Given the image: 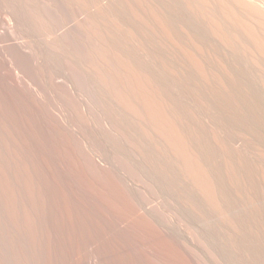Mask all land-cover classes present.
Instances as JSON below:
<instances>
[{
	"label": "rangeland",
	"instance_id": "rangeland-1",
	"mask_svg": "<svg viewBox=\"0 0 264 264\" xmlns=\"http://www.w3.org/2000/svg\"><path fill=\"white\" fill-rule=\"evenodd\" d=\"M86 1L88 4H90V6H89L90 8H88V4H86V2L83 0H82V2L84 4H86V6L81 1L80 2L82 4V6H81V4L79 6L78 5V3H80L79 0H0V115H1L0 116V143H1L0 145H2V147L0 146V150H2V151H0V155H1L0 159L3 158L2 161L5 162L4 164H6V159L8 161V157L11 155L10 153H13L12 151H14L13 148H15V146H16V148L18 147V152H20L19 151V149H20L25 154L24 150H26V149H24V148H26V146L25 145H24L25 147L23 146L24 142H22V140H25V141L28 140L29 141L31 139L30 137H28L29 139H27V138L24 139V137L29 136V134L26 135V133L30 132L27 130H30L32 127H33L32 129L36 128L35 132L37 129L40 130V131L39 130L37 131V137L39 139L41 136H42L41 138L43 140V138L45 139L48 135H51V136L54 135V136H52L53 139L51 136L47 137V139H45L44 141H42L40 139V141L43 142L45 145L48 142H50V146H51V144H54V143L57 144V142L55 141L56 135L53 133L55 132L58 134V132L61 129H66L67 132L65 130H63V131L61 130L59 133H63L65 131L63 134H65L66 137L67 136L68 137L73 136V138H74V139L70 138L72 140V142H71V140L69 141L70 143L68 141L66 142L65 146H66V148L67 147L69 148L67 150V152H69V154H70L71 153L70 151L73 148L75 151H73V150L72 151L77 152L76 156H78L79 155L78 152H80V149H81V153H80L79 157H81L82 154L84 155V156H82V159L84 160L82 162L85 165V163H88L87 162L88 158L84 159V157L88 155V152L91 153V151L92 152L94 151L90 148H92L94 143L97 142V141H95V139L93 140V138L90 136L92 133H94V135H97L96 136L97 138L100 136L98 138L99 140L101 138L104 143L106 142L105 143L106 147L103 146L101 148V153L107 159H109L108 160L109 162L110 161H114V162L116 161L115 163L110 162L111 163V169L110 170H112V169L113 170L112 171L109 170V173L107 172V174L105 172V176L107 177L112 172L113 173L115 172L114 173L115 177L111 176V175H113V173L110 175V177L114 178L111 180H113V181L115 180L116 185L119 184L120 186L119 185L115 186V183L112 182L111 180H109L110 179L109 176H108L109 179L106 178L107 182H108V180L111 181V183L108 182L109 183L108 186L112 187L113 185H111V184L113 183L115 188H117V189L114 188V190H115L114 193H116V194L117 193L120 194L121 191L125 190V191H123V193H121V195L124 194L123 196H121V198L126 196V194L130 193L128 195V197L126 196V197H124L125 199L124 198L121 199L124 201L128 198L126 201H129V206L131 205L130 206L131 208H128L129 207L128 203L127 204L124 203V204H126L125 205L126 208L129 209V211H128V209H126L127 210L126 211V210H123L124 207H123L122 203H121V206L123 208L119 207V202H122V201L118 202L116 199V203L118 202V205H117L116 203H114V199L112 200V202L110 200H106V202H104L105 199L103 197V199H104V200L102 199L103 202L101 201L99 203V200L102 198V196L99 195L98 193L96 194L97 191L95 192V189L92 191H89V193L94 192L96 195L101 197L99 200H96V202L99 203L98 206L101 205L99 207V210L101 212L105 213V209H106V211L109 210V209H107V207L103 208L102 206L103 205L104 206L110 205V204H108V202L109 203L111 202L112 206L110 205V207H108V208H113L114 204H116L115 206L117 207V210L122 209L121 212H117V210H116V214L118 215L117 217L119 219H122V220H127L129 223H132V222L134 223L135 222L134 220H136V218L139 214H143V216L146 215L145 217L146 218L148 217L149 220H151V222H153V225H155L154 227L157 226L156 228L158 229V231L160 233V238L162 236V233H164L165 237L168 235L166 238L169 240L170 243L172 242L171 243V244H173L172 246H175L174 244L177 243L176 244L177 246H175V249L173 247V249L175 251H177V250L180 251V253L177 251L178 252L177 255H178V257H180L179 254H181L180 259L184 258V259H182L184 261V264H190V263L195 264L197 261L198 262L196 264H198V263L199 264H218L219 262H217V257L215 258L216 252H219L222 256H224L228 262L230 261L229 262L230 264H256V263L257 264H263V262L259 258V257H262L261 253L256 254L251 249V247L257 243L258 238L255 237L256 238V240H255V238H253L249 234L250 231L248 230V228H245L246 227L245 224L241 225L239 223L240 225L239 224H237L236 226L232 225L229 222H227L225 220V218L222 215H220L217 211L211 209L201 199L202 198L201 194L194 189V187L190 183L189 179L185 176V174L184 175L182 174L183 176L179 175L181 173L178 172L179 170H177L178 168L176 165H173V169H170L168 166L164 165V162L171 161V157H169V155L167 153L160 152L156 148V146L151 141L148 140V138H145V139L143 137L139 138V141H140L139 143L151 153V155L153 156V160L155 161V163L153 161L154 165L147 164L144 162L140 153L130 143V141H129L130 139H128V138H129V136L131 138H133L131 135H129V136L126 135V137H125V134L127 132L126 133L124 131L116 132V130H114L110 125H108V124L105 125L106 122L104 120L105 118L103 117V113H102L103 107L105 105H107L109 102H110L109 104L114 105L113 107L119 108L118 105H120L121 111H124L125 107H124V105H122L118 96H115L114 92L109 94L108 91H109L110 86L105 85V82L100 78V75L98 78V76H96L97 74H92L93 71L92 72L89 71L88 67H86L88 62L85 61L86 59H89V56H88V58L86 56L87 51H88L87 54L88 55L91 54V56L93 57L94 53L92 52V50L94 48L96 50L98 48L99 44L102 45V41H103V45H105L104 47L107 46V48L108 47L110 48V45H108L107 42L105 40H103L105 37L104 38L101 37L102 38L101 41L100 40L96 41L98 38H100L99 35H101V34L98 35L97 33H94V32L92 34L89 33V31H94L95 27L97 26V25H94V27H93L92 24L97 23L99 25L101 23L100 24L101 29L99 28V30L102 31L105 29V27L107 28L106 29L107 31L104 30L105 36L107 37V39L109 36L113 35L114 38L116 37L121 41L122 45L125 47V49L127 51H129L131 53L133 52V54L135 53L137 55L138 63L141 64L144 69L146 68L145 70H147L149 72L152 71L151 75L153 76V78H155V81H157L156 83H158L162 88H166L165 91L166 92L168 91L167 94H170L169 97L172 98V100L174 101L173 103H177V104L181 105L180 108H179V105L177 106L179 108L180 112H182L184 114L183 115L181 113V115L188 117L187 121L190 122L189 125L191 123L193 125V126L191 125L190 127L195 126V129H197V130H195V129L191 130V132L195 131L192 134L195 135L198 132H200V133L203 132L202 135L205 137L204 139H205L206 147H207V149L209 147L208 150H211L210 149V146H211V148H212V150H214V152L216 149L217 155H215V156L217 157V160H219L220 162L222 161L221 163L226 165V163L229 159V157L226 158L228 156V154L223 152L222 148L221 149L219 148L220 143L223 141L224 144L233 153L232 155L234 157L237 155L238 160L239 159L242 160L241 162L243 164V167H245V168H243L244 172H246L245 170L249 169L250 166L253 167V169H252L253 171L249 170V172L252 171L251 173H249L247 171L248 173H246V175L244 177H246V180L252 181L254 179L255 182H257V183H255L254 181H252V183L254 182L252 185V191L255 190L254 194L257 195L255 200L258 201V202L257 201L256 202L258 203L259 206H257L256 202H255L256 204H254V205L257 206L258 210L259 209L262 210L261 208L264 207L263 206V204H264V190H262L264 188V185H262V184H264V182L263 183L261 182V181H264L263 180L264 177H262V176H264V61H263L264 56L261 55V53H260L261 50L258 49L259 47L257 48V46H255V44H256L255 42H254L255 43L254 46L256 47V49H258L260 51L256 50V52H255V50H253L255 48L251 42L253 37L251 38L247 34H244V31L243 32L240 31V32H242L243 35L240 32H238V34L240 33L239 35L236 32L232 33V31H234L233 29H235L236 31H239L240 29H242V27L239 25L241 27L240 28L237 25L239 28V30H238V28L235 27L236 25L233 26L231 24L232 21L230 20V18H229V20H228V18L226 19L227 16L226 15L224 16V14H223L225 12V10H223L219 6V4H217L219 2H216L218 0H215V2H214V0H212L214 4L209 3V5H213L212 7H214L215 9H213V8L211 9V6L208 5V8H210L211 11L206 12V13L212 15V17H214V16L215 17L218 16L219 18L221 17L220 20L224 21V23H223V21H221V23L224 25V27H227V29H223V31H225L226 33H229L226 30L231 29L233 26V28L230 30L231 32L228 34L229 37L233 36L236 38L237 37L236 34L238 36H241V37H239L240 39L245 37L243 39L244 40L243 42L246 41V44H248V46L250 43V46L248 47L249 49L248 48L245 49V47H247V45H245V44H244V46H242L243 44L240 45L239 43L242 42V40L240 41V39H239V41H240L239 42V41H237L238 38H236V39L232 38L233 41L231 39L232 42L236 41V43H237V44L236 43L233 44V46H232L233 49H232V47L230 46L231 43L227 44V42H231V41H230V38L228 41V39L226 38V36H228V35L225 36V34H226L225 32L222 33L223 31L222 32L219 31L223 34V38H221L220 35H217V34H221V33H219V32L217 34H216V32L214 33V31L217 30V28L212 29V28H214L215 22H213V21H215V20H213V19H212V21L208 20V19H211L212 17L208 16L204 11H205V9H206V11H208L209 9L207 10V8L204 5H202L203 2L200 3V5L196 4V3H198L197 1H199V0H197V1L192 0L195 3L196 7L193 6L194 3L191 0H188V1L185 0V3H184V0H176V1L175 0H169V2H171V3H168V0H167V2L162 1V0H157V1L156 0H147V1L143 0L144 2H142V0L141 1L135 0V3L137 1H139L136 4H134V0H131V1L130 0H86ZM115 1H118V2L115 3ZM261 1L259 0L260 3H261ZM129 2H130V4L132 3L131 4L133 6L132 8L130 7V4H129V6H126V5H128ZM140 2H142V3H140ZM148 2H149V4L151 2L150 6H149ZM186 2H188V4ZM117 3H119V4H117ZM152 3H154V4H152ZM181 3H182V5H180ZM183 3L185 5L190 4V6H185V5H183ZM215 3L218 5L217 7H216ZM111 4H112V6H111ZM124 4H125V6H124ZM144 4H146L147 8L145 7ZM158 4H159V6H158ZM171 4L174 7L177 6L176 8L179 9L178 14H176L177 16L175 14H174L175 16L173 15L174 17L171 15L172 14L171 11L173 9H175V10H173V12H175V13L177 12V9L174 8L173 6H171ZM191 4H193V5H191ZM232 4H233V2H232ZM261 4L264 5L263 2ZM135 5H137V6H135ZM142 5H144V6H142ZM201 5L203 6V9L205 7V9L202 11H203L204 16L206 14V18L201 16L202 15V11H201L202 7H200ZM116 6H118V7H116ZM141 6L144 8V10L146 12L143 10L141 13V10L143 9ZM162 6H164V7H162ZM167 6L169 7V9ZM180 6H183L184 8L180 7ZM81 7H83V8H81ZM125 7H126V10H128L127 12L124 9ZM127 7H129V9ZM156 7L158 9H160V8L162 9V10L160 9V11H159V16H161L160 13L162 12L161 14L164 16V18L162 16L161 17L163 19H165L167 17L166 14H168V17L170 15L172 16V17H169V20H170L169 22H173V24H174L173 27L177 24V27L176 26L175 27H176V30H178V31H176L174 28L173 29V30H175L174 32H177V33L173 32L172 34L178 35L180 32L182 33L181 35L179 34L177 37H175V38H177V40L174 37H172V35H171L172 39H169V38H171L170 35H169V38L166 37L167 36L166 34H168V33L165 34L164 33L165 30L162 29V26H160L159 16H158L159 21L154 19L156 17L155 15L158 14L157 13L158 9ZM189 7L192 9L194 8V9L193 10L189 9L190 11H188ZM219 7L223 10V13L221 12L222 10ZM134 8L137 9V10L135 9L136 12L134 11ZM216 8H219V9H216ZM130 9H132V10L130 11ZM147 9H150V10H147ZM151 9H152V11H151ZM196 9L198 10V12ZM138 10H140V11H138ZM165 10L166 11L168 10V11L165 12ZM214 10L217 11L216 13H219V14H216L217 16L215 15ZM149 11L152 12V14L149 13ZM153 11H155V12H153ZM179 11H181L180 14H183L185 12L184 13L185 16L181 15L182 17H184L183 18L184 20H182V17L180 16ZM182 11H184V12H182ZM212 11L214 12V15L211 14V13H213ZM114 12H116V14ZM129 12L132 14L130 15ZM133 12L137 13L138 15L136 16V14H134ZM188 12H191V13H188ZM194 12H196V14L199 12L200 13L197 14L198 15L197 16ZM220 12L222 13V16L220 15ZM123 13H124V15H123ZM125 13H127V14H125ZM140 13L142 15H144V14L146 15L148 13L147 15H149V17L148 16H142L143 18L141 19ZM119 14L121 16H119ZM190 14H192V15H190ZM152 15H153V17L150 20L149 18H151L150 16H152ZM244 15H246V14L244 13L243 16ZM196 16H197V18H196ZM207 16L210 18L207 19ZM144 17H145V19H144ZM168 17L166 18L167 20H168ZM185 18L188 20H185ZM175 19H176V21H175ZM214 19H216V18H214ZM94 20L96 21V23ZM99 20H100V22H99ZM179 20H181V22ZM116 21L117 22L120 21L119 23H121L120 24L121 27H120V25H117L118 23ZM124 21H125V24H124ZM139 21L140 22L143 21V22L140 24ZM151 21H153L154 23ZM187 21L189 22V24H187L188 23ZM207 21L213 22V24H212L213 27L211 25V22L208 23ZM113 22H116V23L114 24ZM137 22H139V23H137ZM158 22H159V24H158ZM174 22H177V23L175 24ZM182 22H184V24H181ZM106 23H107V25H106ZM143 23H146V25L148 23V25L145 26V24H143ZM185 23H186V25H185ZM79 24L82 26H79ZM108 24H110L109 27H108ZM180 24H181V26H180ZM208 24H210V25L208 26ZM103 25H104V27H103ZM230 25H231V27H230ZM122 26H123V28H122ZM128 26H130L132 29H130V27H128ZM136 26L137 27L139 26L138 29ZM178 26H179V28H178ZM258 26L259 25H257L256 29H259V31H260L261 29ZM87 27H89V28H87ZM91 27H92V29L93 28L94 29L90 30ZM102 27H103V29H102ZM126 27H128V28H126ZM210 27H212V28H210ZM216 27H217V24H216ZM84 28H87L88 31ZM145 28L147 30V31H145L146 33L144 32ZM129 29L134 31L135 35L137 36L136 38L133 37L131 35V33H129V31H130ZM150 29H152L153 31ZM243 29H245V28H243ZM76 30H77V34L74 33ZM139 30H140V32H138ZM86 31L88 34L86 33ZM101 31H99V32H101ZM151 31L153 32L154 35L151 34L152 33ZM211 31H213V32L211 33ZM259 31H258V33H259L260 37H264L263 36L264 34L261 35V33H260L261 31L260 32ZM82 32L83 33L85 32L84 33L85 37L78 36L79 39L76 40V37H77L76 35H78V33H79V35H83ZM106 32L108 35L106 34ZM148 32L149 33L151 32V33L149 34ZM49 33H51L50 36H49ZM71 33L73 34V36L71 35ZM101 33L103 34L104 32L102 31ZM163 33L166 36H164ZM246 33H247V31H246ZM93 34H94V37H93ZM95 34H97L96 36H99L97 39H96ZM195 34H197V35H195ZM203 34L205 35V37ZM231 34H233V35H231ZM70 35L72 38L74 36H76L75 38H73L74 41H73V39H71ZM103 35H101V36H103ZM160 35H162V37ZM249 35H251V34H249ZM151 36H152V38H151ZM247 36L249 37V39L247 38ZM61 37H62V39H61ZM91 37H92V39H95V41H96L95 43L93 42L94 40L91 41V43H90L89 38H91ZM178 37H180V38H178ZM195 37L196 38L198 37L197 38L198 40ZM200 37H201V39L204 37L203 39H205V40H201ZM68 38H70V39H68ZM83 38L85 41L86 40H88V41L84 42ZM165 38H167V40H165ZM220 38L221 39L225 38L227 40V42L221 40ZM55 39L58 43H62L65 46V49H64V47H63V49H62V47H58V49H57V46L54 45ZM152 39H153V41H152ZM182 39H185V41ZM75 40L79 41V46H82V47L86 46L87 50L85 49V47H84L85 50H83L81 47H78L77 44H75V42H76ZM180 40H182L183 45L181 44ZM70 41H72V43H74V45H71ZM81 41H83L84 44ZM172 41L175 43H173ZM252 41H255V40H252ZM177 42L178 43L180 42V43L178 44ZM184 42H186V43H184ZM76 43H78V42H76ZM80 43H82L83 45ZM168 43H169V45H168ZM187 43H188V45L190 43L189 47H188V45H186ZM197 43L199 45H197ZM223 43H225L226 45ZM66 44H68V45L70 44L74 48L69 50L71 47H70V45L67 46ZM94 44L96 45L95 47H94ZM180 44H181V47H180ZM103 45H102V47H103ZM191 45H194L196 47L191 46ZM202 45L203 46L205 45V46L203 47ZM206 45H207L208 49H207ZM236 45H238V46H236ZM91 46L94 48L90 50ZM177 46L180 47V48H178L179 50L177 49ZM185 46H186V48H185ZM198 46H200V48ZM75 47H77L78 50L75 49ZM99 47H100L99 49H101V50H99V49L96 50V52H95L96 55L100 53L99 51H102V47L101 46H99ZM193 47L195 49H193ZM234 47H235V49H234ZM251 47H253V49H251ZM183 48L185 51L183 50ZM198 48H199V50H198ZM67 49L69 51H67ZM73 49L79 51L78 53H79V55H81V57L78 55V53H77V55L79 57L76 55V53L71 52V51H73ZM143 49H145L147 52ZM201 49H203L205 51L207 50L206 51L207 53L203 52ZM250 49H251V51H248ZM60 50H62V51H60ZM181 50L183 52H185L186 55L184 53H182ZM194 50H196L195 51L196 56L193 55ZM63 51L65 52L64 53L65 55L63 54ZM200 51H202V55H201ZM210 51H212V52H210ZM70 52L72 53L71 58L69 57ZM89 52H90V54H89ZM145 52L148 54H146ZM196 52H200V53H196ZM250 52H252V53L249 54ZM187 53H189V54H187ZM253 53L254 54L256 53L255 54L256 56H253ZM173 54H175V55L173 56ZM206 54H207V58L205 57ZM183 55H185V56H183ZM76 56H77V58H76ZM176 56L178 59L175 58ZM189 56H192V57L194 56V59H196V60H194L192 57L189 58ZM202 56H204V57H202ZM221 56H223V57H221ZM260 56H262V58ZM208 57H209V59H208ZM252 57H255V58L250 59ZM79 58H83V60L85 59L84 60L85 62L82 59H80V60H82V61H80ZM96 58H98V57H96ZM205 58L207 59L206 61H208V62L204 61ZM222 58H223V60H222ZM72 59H73V61H72ZM75 59L77 62L74 61ZM210 59H211V61H209ZM254 59H256L255 62H257V64H255V62H252V60L254 61ZM70 60L72 61V64H71ZM189 60L190 61L192 60V61L190 62ZM199 60L201 61V64L203 66L199 65L200 64L198 62ZM226 60H228L227 63L225 62ZM196 61L198 62V64ZM79 62L80 63L82 62V64L78 65L77 63H79ZM210 62H212V63L214 62V63L211 64ZM74 63H76L77 65L75 64V66H74ZM85 63H86V65H85ZM227 64H229V65L227 66ZM19 65H21V66H19ZM194 65H196V66H194ZM24 66H26L25 67L26 70L23 68ZM221 66H223V67H221ZM207 67H208V69H207ZM227 67H229V68H227ZM19 68H21L22 70L24 69L25 73H23L22 70H20ZM28 68L31 71H27V70H29ZM203 68L205 71L202 70ZM231 68H232V70H231ZM174 69H175V72L173 71ZM209 69L212 71H209ZM191 70H193V71H191ZM28 72H30V73H28ZM189 72H192V73L189 74ZM213 72H215L216 74ZM218 72H220V73H218ZM174 73H176V75ZM199 73H202V74H199ZM225 73H227V74H225ZM30 74H31V77H30ZM188 74L189 75L193 74V75L190 77V76H188ZM198 74H199V76H198ZM26 75H29L28 76L29 78ZM195 75H197V76L195 77ZM95 76L98 79H96ZM219 76L222 80L220 78H218ZM5 77L10 82L14 83L15 85L10 86L7 83V79H5ZM32 77H33V79H32ZM233 78H234V80H233ZM30 79H32L33 81ZM201 79H203V80H201ZM101 80L103 81L104 86H103V84L101 85V83H102ZM192 80H195V81L193 82ZM220 80L222 82L219 83ZM98 81H101V82L98 83ZM197 81L199 83H197ZM233 82H235V83H233ZM8 85H9V87H8ZM232 85H234V86H232ZM107 86H108V88L106 91L105 90L106 88H104V87H107ZM228 86L229 87L231 86L230 87L231 89ZM14 88H15V90H14ZM193 89H194V91H193ZM222 90H224V91H222ZM220 91L222 92V96H221ZM100 92H102L103 95H102V93L100 94ZM110 92H112V89ZM214 93H216V97H215ZM226 93H227V96H226ZM233 94H235V96ZM111 96H112V98H111ZM114 96H115V98H114ZM217 96H218V98H217ZM231 97H232V99H231ZM21 98H23V99H21ZM35 98H37L38 101H36L37 99H35ZM107 98H110L109 100L113 99L112 102L108 101ZM116 98H118V99H116ZM223 98H225L226 101ZM227 98H229L230 100ZM218 99L221 100L220 101L221 103L219 102ZM235 99H236L237 103L235 102ZM237 99H239L240 101ZM114 101H115V103H113ZM228 101H230V102H228ZM222 102H224V103H222ZM219 103L221 105H219ZM38 104H39V107H38ZM72 104L73 105L76 104V106H78V108H79V112L81 111L80 114L78 113V115H77L79 118L78 117L73 118L72 116H70L72 114L69 113V112H71V110L69 109L70 110L69 111L68 108ZM177 104H174V105H177ZM241 106L243 107V109L245 108V110H243ZM64 107L66 108L67 112L69 111L68 112L69 116H68ZM238 108H239V110H238ZM120 109H119V111H120ZM189 109L191 111H189ZM236 110H238L239 113ZM245 112H246V114H245ZM81 113H83V116ZM122 113L124 116L122 115ZM189 113L192 115H190ZM247 113L248 114L250 113V114L248 115ZM120 114H121V116H123L124 122H125L126 118L128 120H131L133 118L131 116V114H129V113L126 114V112H121ZM187 114H189V116ZM35 115L40 116V117L37 116L39 119ZM80 115H81V117H80ZM84 116H86V117H84ZM247 118H249V119H247ZM239 119H240V121H239ZM246 120H248V121L246 122ZM32 121H33V123H29ZM75 122H77V123H75ZM126 122L128 123L127 120H126ZM248 122H249V124H247ZM45 124L48 126H46ZM129 124L130 123L126 124V126L128 127ZM251 124H253V125H251ZM24 125H26V126H24ZM35 126H37V127H35ZM40 126L41 127L43 126V127L41 128ZM44 127H46V128H44ZM57 127H59V128L57 129ZM26 128H27V130H26ZM24 129L26 132L24 131ZM44 130H45L44 134H48L47 136L43 134ZM55 130H57V131H55ZM129 130L131 131L132 128ZM32 131H34V130H32ZM51 131L52 132L54 131V132L52 133ZM21 132H22V134L20 135ZM24 132H25V134H24ZM122 132L124 133V135ZM132 132L135 133L134 130ZM9 133L11 134V138L13 136L12 134L15 135L13 137L15 139L12 138L11 141L16 140L17 143H20L18 145L20 146L22 144V146H20V147L17 146L16 145L17 143L15 141L13 142L14 146H12L13 143L11 145V143L9 141L10 140ZM49 133H51V134H49ZM66 133H68V134H66ZM87 133H88V135H87ZM119 133H122V134H119ZM63 134L62 135L58 134L57 137L61 136V137H59L60 139H62L63 137H64V139H67V138H65V136ZM84 134L86 136H84ZM22 135L24 137H22ZM74 136L76 137V139ZM5 137H7V138H5ZM90 138H91V140H90ZM216 138H218L217 142L219 144L216 142ZM17 139H18V141H17ZM56 139H57L58 144H59L60 139L59 140H58V138H56ZM64 139L61 140L63 142L61 143L62 147L61 148L59 147V150H58V147H56L57 149L55 148V146H56L55 144H54L55 146L53 145L54 146L53 151H52V147H50L51 149L47 147V146H49V144H47L46 147L48 148L49 152L54 153V151L56 149V151H55V153H56L58 150V153H60V155L57 153L56 154L60 158H62L61 155H63V158H65V160L67 161L69 155H67L68 153H65L66 149L63 148V146H64L63 143H65V141H66V140L64 141ZM83 139H84V141H83ZM67 140H69V138ZM74 140H76V141H74ZM78 140H79V143H81V142L83 143L84 147L86 148V150H88V152L85 150L83 145H81L82 143L80 144L81 145L80 149L78 148V146H80L78 143L76 146V142H78ZM2 141H3V144L5 143L7 145L6 146H5V144L3 145ZM51 142H53V143H51ZM67 143H69V145L74 143L73 144L74 147L72 145H71L72 147H70L69 145H67ZM89 143H90V146H89ZM30 144L31 145L28 144L29 147L30 146L33 147L31 142H30ZM99 145L100 144H98L97 146H99ZM58 146H60V144ZM97 146L95 145L93 147L98 148ZM5 147H7L8 149L10 148V149L8 150ZM213 147H216V148L213 149ZM3 148L5 149V152H4ZM11 148H12V151H11ZM82 148H84L83 151H82ZM61 149H63V151L66 155L63 153V151ZM8 151H10L9 154L6 153ZM15 151H17V150H15ZM59 151H62V152H59ZM84 152L86 153V155L84 154ZM5 153L9 156H7ZM16 153L14 152V154L11 156L14 157V155H16L15 157L17 159L18 158L19 159H22V158L25 159L24 158L25 155L22 152H21L22 154L17 153V154H21L22 158H20V156L17 155ZM234 153L236 155H234ZM66 156H67V159H66ZM5 157H7V158L5 159ZM10 157H9V160L11 161V163H9L10 161H8L7 164H12V163L14 164V161H12V159L15 160L16 158L11 157L12 158L11 159ZM119 157H126L127 158L126 160H128L136 168V170H137L136 173L130 172L128 170L126 164L124 163V161L119 160ZM242 158L244 159L245 162H243ZM19 159L17 161H15L16 164L18 162H20ZM77 159H78V160H76V161H78L77 166L79 167L81 165L80 162L82 159L80 158L81 159L80 160L78 157H77ZM226 159H227V161H226ZM215 160H216V158L214 157V161ZM76 161L74 163H76ZM225 161H226V163H224ZM83 163H82V165H83ZM89 163H88L89 165L86 164L84 167L86 168L87 166H90L87 168H91V166H93V165H91V162H89ZM244 163H246V164H244ZM13 164L8 165V166H15ZM114 164H116V165H114ZM84 167H80L82 179H85L83 176V173L85 175V173H87V171H89V170H87V168L85 169ZM71 168H67V169L70 170ZM95 168L96 167L93 166L92 169H90V171H89L91 173L88 172L89 174H86L87 176H85V177H87L86 179H90L89 177H91V175H92V179L93 178L94 179L93 180L90 179V180H92L93 184L95 183L94 180L96 178L95 177L96 174L102 173L104 175V171H102V170L97 171L98 168H96V169ZM92 170H93V172L96 173V174L94 173L95 175L92 173ZM7 172H9V170ZM7 172H6V174L8 176ZM177 173H179V174H177ZM102 174H100V176H97V177H99V178L102 177ZM116 174H117V176H116ZM9 176H8V178H9ZM105 176H103V178H105ZM103 178H102V180H104ZM92 182H90V183H92ZM260 185H262L263 187L261 186L262 187L261 188ZM6 186L8 188L7 184H6ZM6 186L4 185L2 188L0 187V189L1 190L5 189V190H8V192H9V189H7ZM118 186H119V189H118ZM253 186L254 187L256 186V188L254 189ZM110 187H109V189H111ZM1 190H0V192H1V195L3 193V196L0 195V198L4 197V196L6 197V198L4 197L5 199H7V198L13 199L14 198L11 191H10V193H11L10 194V193H7V191L4 192L3 190L2 191ZM188 191H190V193ZM125 192H127V193H125ZM6 193L10 194V196L4 195ZM11 195L13 197H11ZM243 196L245 198V195H243ZM129 197L132 198L131 200H133V202L131 201L132 204H130L131 202H130ZM4 198H2V199H4ZM114 198H116V196ZM2 199H0V200H2ZM5 199H4V201H5ZM188 199L195 201L196 204L193 207L190 206V204L188 203L189 202ZM13 200L15 201V198ZM13 200H11V201H13ZM5 202H3V205H6V204L8 205L7 202H9V201H7L6 203ZM1 203L2 202H0V204ZM101 203H104V204H101ZM105 203H106V205H105ZM112 203H114V204H112ZM9 204L13 205L12 207H14V209H16V207H17V209L12 211L13 209H11L12 208L11 205H9V206L0 205V215H1L0 216V225L2 224V226H0V252L2 253V254L0 253V256L3 255L4 253L6 254V255L4 254V256H6V257H4V256L0 257V263L2 264V263H4V261H6L4 264H7V263L8 264H18L19 262H20V264L21 263L22 264H35L37 259L40 260V257L38 256L39 253L36 257H34V255L38 251L36 250V252H35V250H34L35 248L34 249L32 248V245L34 244V242L35 243L37 242V237H34V234H32V235L30 234L34 238V239H32V237L30 235H28L31 231H29L28 227L24 224V223H26V220H24L25 216L22 213L23 211L21 212L22 209L20 208L19 204L15 203V202H13V204H12V202ZM261 204H262V206H261ZM14 205H18L19 207L14 206ZM134 205L136 207H134ZM240 208L241 207L229 208V212L231 213L232 216L238 217V215L240 213L239 211L243 210ZM253 208L256 209L255 206H253ZM130 209H133V210H130ZM10 210H11V212H9ZM15 211L19 213V216H17L18 213L14 214ZM100 211H97V212H99V214H100ZM123 211H126V212H123ZM243 211H246V210L244 209ZM259 211H258V213H261V215H263V217H264V208H263V211H261V212H259ZM2 212H3V214H2ZM4 213H5V215H4ZM242 213L244 214V212H242ZM20 214L23 215L22 216L23 220L21 219L22 217L20 216ZM122 214H124L123 217H122ZM257 215L259 217L261 216L260 214H257ZM245 216H246V213H245ZM2 217L3 218L5 217V219H3ZM16 218H18V220L21 219L20 220L21 224L18 222V220ZM10 219L14 220V222L10 221ZM15 220H17L18 223L15 222ZM23 221H25V222H23ZM8 222H9V224H8ZM11 222H12V224H11ZM22 222L24 225H22ZM16 223H17V226L15 225ZM4 224H6V226H4ZM7 224H8V226H7ZM101 224L103 225V222H101ZM134 225H136V224L134 223ZM20 226H22V228ZM132 226H133V224H132ZM4 227H8V228L4 229ZM10 227H12V228H10ZM24 227H26L27 229ZM133 227H135V226H133ZM82 228H85V226ZM11 229H12V232L14 235L10 232ZM23 229L27 230L26 233H24V234H23V232H25V230H23ZM157 229H156V231H157ZM255 229H256V227H255ZM27 232H28V234H27ZM9 233L12 235L9 236ZM15 233H17V234H15ZM20 234H22V235H20ZM15 235H17V237ZM155 235L159 236V234H155ZM4 236H6V237H4ZM14 236H15V238H14ZM28 236L32 239V240L30 239L31 242L29 241ZM164 236H162V237L165 238ZM24 237L28 238L26 240V242H25L26 238H24ZM8 239H9V241H8ZM12 239H14L15 241H13ZM18 240H20V241H18ZM12 242H13V244H12ZM8 243H10L11 245H9ZM14 244H16V245H14ZM17 244H18V246H17ZM25 244H26V247H25ZM19 245H21L23 248ZM29 245H31V246H29ZM12 247H14V248L12 249ZM27 247L28 248L30 247L31 250L28 249ZM15 248L17 250L16 253H15ZM25 248H26V250H25ZM5 250L7 252H5ZM13 252H14V254H13ZM31 252H33V253H31ZM188 252L192 256H194L196 259L192 258L190 255H188L189 254ZM198 252H200V253H198ZM201 252L203 254L205 253V255L202 254V256H201L200 255ZM17 253L21 256H17L18 255ZM186 254L188 255L187 257H185ZM23 255L25 257H23ZM183 255H184V257H183ZM15 257H17V259L19 257L20 258H19V260H17ZM30 257H33V259L34 258L35 259L33 260ZM37 257H39V258H37ZM3 258H5L6 260ZM21 258L23 259L22 260L23 262H21ZM30 259H32V260H30ZM194 260H196V261H194ZM24 262H26V263H24ZM36 264H39V263H36Z\"/></svg>",
	"mask_w": 264,
	"mask_h": 264
},
{
	"label": "bare ground",
	"instance_id": "bare-ground-1",
	"mask_svg": "<svg viewBox=\"0 0 264 264\" xmlns=\"http://www.w3.org/2000/svg\"><path fill=\"white\" fill-rule=\"evenodd\" d=\"M82 2V0H79V2ZM83 1H85L86 2V4H88L87 3V1L86 0H83ZM131 1V0H130ZM139 1H141V0H139ZM139 1H137V2H139ZM147 1V0H146ZM157 1V0H156ZM162 1H166L167 2V0H162ZM176 1V0H175ZM186 1H188V0H186ZM192 1V0H191ZM194 1V0H193ZM192 1V2H193ZM195 1H197V0H195ZM212 3H211V2ZM261 1V0H260ZM81 2L80 3H78V5L80 6V4H81ZM91 2V1H90ZM116 2H118V1H115V3ZM136 2V3H137ZM142 2H144L143 0H142ZM142 2H140V3H142ZM154 2V1H153ZM198 3H196V4H198V5H200V3H202V5H204L206 8H207V10L208 11H206V9H205V7H204V9H205V13L206 12H209V11H211L210 10V8H208V5H209V3L210 4H214L213 3V1L212 0H199V1H197ZM214 2H215V0H214ZM216 2H219V3H217V4H219V6L223 9V10H225V12L223 13V10L221 11L223 14H224V16L226 15L227 17H226V19L228 18V20H229V18H230V20L232 21V25L234 26V25H236L235 27H237L238 28V26L240 25L241 27H242V29L243 28H245V29H240L239 30V28H238V30L239 31H236L235 29H233L234 31H232V33H234V32H236L237 34H238V32H240V31H244V34H247L249 37H253L252 38V40H255V41H252L251 40V42H252V44H253V46H254V44H255V46H257V48L258 49H260L261 50V55H263L264 56V37H260V35H259V33H258V31H259V29H256V27H257V25H259L258 27L261 29L259 32L261 33V35L262 34H264V5L263 4H261L262 2L264 3V1L262 0L261 1V3L259 2V0H218V1H216ZM232 2H233V4H232ZM83 3V2H82ZM96 3V2H95ZM121 3V2H120ZM126 3V2H125ZM135 3V0H134V4H136ZM146 3V2H145ZM163 3V2H162ZM168 3H171V2H169V0H168ZM167 3V4H168ZM184 3H185V0H184ZM183 3V5H185ZM187 4H188V2H186ZM190 3V2H189ZM194 3V2H193ZM84 4V3H83ZM86 4H84L85 6H86ZM117 4H119V3H117ZM127 4V3H126ZM129 4H130V2L128 3V5H126V6H129ZM132 4V3H131ZM130 4V7L132 8L133 6ZM148 4H149V2H148ZM150 4H151V2H150ZM150 4H149V6H150ZM152 4H154V3H152ZM166 4V5H167ZM173 4V3H172ZM171 4V6H173ZM185 5V6H190V4L189 5ZM216 3H215V5H216V7L218 6ZM83 5V6H84ZM141 5V4H140ZM139 5V6H140ZM145 5V7L147 8V6H146V4H144ZM144 5H142V6H144ZM157 5V4H156ZM155 5V6H156ZM177 5V4H176ZM180 5H182V3L180 4ZM191 5H193V4H191ZM200 6V7H202L201 8V11L202 10H204L203 9V6ZM214 5V6H215ZM81 6H82V4H81ZM90 6V4H88V8H90L89 7ZM96 6V5H95ZM111 6H112V4H111ZM124 6H125V4H124ZM135 6H137V5H135ZM134 6V7H135ZM141 6V7H142ZM148 6V7H149ZM153 6V5H152ZM158 6H159V4H158ZM157 6V7H158ZM193 6H195V3H194V5ZM192 6V7H193ZM209 6H211V9L213 8V9H215L214 7H212L213 5H209ZM116 7H118V6H116ZM121 7V6H120ZM119 7V8H120ZM156 7V8H157ZM162 7H164V6H162ZM168 7V6H167ZM174 7V6H173ZM177 6H175L174 8H176ZM180 7H183V6H180ZM196 7V6H195ZM81 8H83V7H81ZM128 9H129V7H127ZM143 8V7H142ZM179 8V7H178ZM184 8V7H183ZM219 8H216V9H219ZM85 9V8H84ZM116 9V8H115ZM123 9V8H122ZM125 10H126V7L124 8ZM135 9L136 8H134V11H135ZM158 9V8H157ZM161 9V8H160ZM160 9H158V14L157 15H155L156 17L154 18V19H156L157 21H159L160 20V26H162V29H164L165 31H164V33L166 34V33H168V34H166V35H164V33H163V35L164 36H166V37H168L169 38V35H170V37H171V35H172V37H177L179 34L181 35L182 33L180 32H178L179 34L178 35H174V34H172L175 30H176V27H177V22H174L176 25V27L174 26L173 27V22H169L170 20H169V17H172L174 14L176 15V14H178V10L179 9H177V12L175 13V12H173V10H175V9H173L171 12H172V16L170 15L169 17H168V14H166V16L168 17V20L165 18V19H163L164 18V16L160 13V15L163 17H161V16H159V11H160ZM168 9H169V7H168ZM192 9V8H188V11H190V10ZM194 9V8H193ZM192 9V10H193ZM200 9V8H199ZM132 9H130V11H131ZM137 10V9H136ZM144 10V8L141 10V13H142V11ZM147 10H150V9H147ZM162 10V9H161ZM182 10V9H181ZM197 10V9H196ZM195 10V11H196ZM115 11V10H114ZM128 10H126V12H127ZM138 11H140V10H138ZM145 11V10H144ZM151 11H152V9H151ZM168 11V10H167ZM166 10H165V12H167ZM169 11V12H170ZM185 11V10H184ZM184 11H182V12H184ZM187 11V10H186ZM136 12V11H135ZM146 12V11H145ZM153 12H155V11H153ZM168 12V13H169ZM180 12L181 11H179V14H180ZM197 12H198V10H197ZM213 12V11H212ZM214 12H215V15L216 14H219V13H216L217 11H215L214 10ZM214 12L213 13H211V14H213L214 15ZM220 12V15L222 16V13ZM115 14H116V12H114ZM134 13V12H133ZM140 13V15H141V19L143 18L142 16H148L149 17V15H145L144 13V15H142ZM149 13H151L152 14V12H150L149 11ZM185 13V12H184ZM184 13L183 14H180V16L181 15H184ZM188 13H191V12H188ZM195 14H196V12H194ZM200 13V12H199ZM199 13H197V14H199ZM246 14V15H244L243 16V14ZM125 14H127V13H125ZM129 14L131 15L132 13H130L129 12ZM134 14H136V16L138 15L137 13H134ZM154 14V13H153ZM156 14V13H155ZM196 14V15H197ZM207 14V13H206ZM206 14H205V16H204V14H203V11H202V15L201 16H203L204 18H206ZM123 15H124V13H123ZM174 15V16H175ZM190 15H192V14H190ZM208 16H210V17H212V15H210V14H207ZM119 16H121L120 14H119ZM129 16V15H128ZM158 16H159V20H158ZM173 16V17H174ZM177 16V15H176ZM185 16V15H184ZM198 16V15H197ZM197 16H196V18H197ZM207 16V19L208 18H210V17H208ZM217 16V15H216ZM130 17V16H129ZM151 18H149L150 20L152 19V17H153V15L152 16H150ZM182 17V16H181ZM180 17V18H181ZM187 17V16H186ZM195 17V16H194ZM218 17V16H217ZM217 17H212L211 19H208V20H211L212 21V19L213 20H215V21H213V22H215V25H214V28H212L213 27V22H211V21H209V22H211V25H212V27H210V28H212V29H216L217 28V30L216 31H214V33L216 32V34L219 32V31H223V29H227V27H224V25L221 23V21H223V20H220L221 19V17L218 19ZM91 18V17H90ZM120 18V17H119ZM138 18V17H137ZM147 18V17H146ZM184 17H182V20H184L183 19ZM214 18H216V19H214ZM118 19V18H117ZM126 19V18H125ZM140 19V20H141ZM144 19H145V17H144ZM174 19V18H173ZM179 19V18H178ZM206 19V20H207ZM167 20V21H166ZM185 20H188V19H186L185 18ZM95 21V20H94ZM138 21V20H137ZM144 21V20H143ZM143 21H139L140 22V24L143 22ZM172 21V20H171ZM175 21H176V19H175ZM180 22H181V20H179ZM230 21V22H231ZM99 22H100V20H99ZM117 22V21H116ZM116 22H113L114 24L116 23ZM120 22V21H119ZM119 22H117L118 24L117 25H120L121 23H119ZM134 22V21H133ZM139 22H137V23H139ZM147 22V21H146ZM151 22H153V21H151ZM188 22V21H187ZM208 22V21H207ZM208 22V23H209ZM95 23H96V21H95ZM105 23V22H104ZM123 23V22H122ZM154 23V22H153ZM172 23V24H171ZM223 23H224V21H223ZM234 23V24H233ZM83 24V23H82ZM92 24V23H91ZM101 24V23H100ZM100 24L98 25L97 23L96 24H92L93 25V27H94V25H97L96 27H95V30L94 31H89V33L90 34H92L93 32L94 33H97L98 35L99 34H101V35H103V36H101V35H99L100 36V38L102 37V38H104L103 40H105L106 42H107V44L108 45H110V48L108 47L107 48V46L106 47H104L105 45H103V41H102V45H103V47H102V45L101 44H99V46H101L102 47V51H99L100 53L99 54H95V52H96V50H98L100 47L98 46V48L95 50V44H94V47H92L91 46V48H90V50L91 49H93L92 50V52L94 53H92L94 56L92 57L91 56V54H90V52H89V54L90 55H88L87 53H88V51H87V53H86V56H87V58H88V56H89V59H84L86 62H88L87 63V65H86V63H85V65H86V67H88V69H89V71L90 72H92V74H97L96 76H98V78H99V75H100V78L105 82V85H108V86H110L109 87V94H111V93H113L114 92V94H115V96H118V98L120 99V101H121V103H122V105H124V111H121V107H120V105H118V107L119 108H117V107H113L114 105L113 104H107V105H105L104 107H103V111H102V113H103V117L105 118L104 120H105V122H106V124L105 125H110L114 130H116V132H120V131H124L126 134H125V137H126V135H131L133 138H131L130 136H129V138L128 139H130L129 141H130V143L132 144V146L140 153V155H141V157L143 158V160H144V162L145 163H147V164H151V165H154V163H155V161L153 160V156L151 155V153L145 148V147H143L139 142V138H141V137H143L144 139L145 138H148V140L149 141H151L155 146H156V148L160 151V152H164V153H167L168 155H169V157H171V161H168V162H164V165L165 166H168L170 169H173V165H176L177 166V170H179L178 172H180L181 174H179V173H177V174H179V175H181V176H183L184 174H185V176L189 179V181H190V183L192 184V186L194 187V189L197 191V192H199L200 194H201V199L211 208V209H213V210H215V211H217L220 215H222L224 218H225V220L227 221V222H229L230 224H232V225H237V224H245V228H248V230L250 231V235L253 237V238H255V237H257L258 238V240H257V243L255 244V245H253L252 247H251V249H252V251H254L256 254H259V253H261V255H262V257H259L260 259H261V261L263 262V264H264V217H263V215H261V213H258V211L260 210H258L257 209V206H259L258 205V201L257 200H255L256 199V194H254L255 193V190H253L252 191V185H253V183L255 182V180L253 179L252 181H254L253 183H252V181H249V180H246V177H244L245 175H246V173H248L249 172V170H252L253 169V167H251L250 166V168L249 169H246L245 171L246 172H244L243 171V168H245V167H243V164H242V160L241 159H239L238 160V157H237V155L234 153V155H236L235 157L232 155L233 153L229 150V148L224 144V142L222 141L221 143H220V149L222 148L223 150V152H225L226 154H228V156L226 157V158H228L229 157V159H228V161H227V159H226V161H227V163H226V161L224 162V163H226V165H224V164H222L219 160H217V157L215 156V155H217L216 154V147H213V149H215V152H214V150H212V148H211V146H210V149L211 150H208L209 149V147H208V149H207V147H206V144H205V137L202 135V133H200V132H198V133H196L195 135H193L192 133L193 132H195V131H193V132H191V130H194L195 129V126L194 127H190L191 125H192V123L189 125V121H187L188 120V117H186V116H183L184 114L182 113V112H180V110H179V108H180V106L181 105H179V104H177V103H173L174 101L172 100V98H170L169 97V95L170 94H167V92L165 91L166 90V88H162L158 83H156L157 81H155V78H153V76L151 75V72H149V71H147V70H145L143 67H142V65L141 64H139L138 63V61H137V55L134 53L133 54V52L131 53V52H129V51H127L126 49H125V47L122 45V43H121V41L118 39V38H114L113 37V35L112 36H109L108 37V39H107V37L105 36V31L104 30H106L107 28L105 27V29L104 30H102L104 33L102 34L101 32V30H99V28L101 29V27H100ZM124 24H125V21H124ZM133 24V23H132ZM136 24V23H135ZM143 24H145V26H147L148 25V23H147V25H146V23H143ZM150 24V23H149ZM152 24V23H151ZM158 24H159V22H158ZM181 24H184V22H182ZM181 24H180V26H181ZM187 24H189V22L187 23ZM216 24H217V27H216ZM222 24V25H221ZM91 25V26H92ZM106 25H107V23H106ZM105 25V26H106ZM137 25V24H136ZM139 25V24H138ZM153 25V24H152ZM156 25V24H155ZM185 25H186V23H185ZM210 24H208V26H209ZM238 25V26H237ZM79 26H82V25H80L79 24ZM110 26V24H108V27ZM141 26V25H140ZM144 26V27H145ZM233 26H232V28H233ZM239 26V27H240ZM103 27H104V25H103ZM103 27H102V29H103ZM120 27H121V25H120ZM128 27H130V26H128ZM128 27H126V28H128ZM137 27V26H136ZM135 27V28H136ZM139 27V26H138ZM138 27H137V29H138ZM143 27V26H142ZM141 27V28H142ZM154 27V26H153ZM156 27V26H155ZM224 27V28H223ZM230 27H231V25H230ZM240 27V28H241ZM87 28H89V27H87ZM87 28H84V29H86L87 30ZM122 28H123V26H122ZM148 28V27H147ZM150 28V27H149ZM175 28V30H173ZM178 28H179V26H178ZM190 28V27H189ZM231 28V29H232ZM94 29V28H93ZM92 29V27H91V29L90 30H93ZM130 29H132L131 27H130ZM129 29V30H130ZM136 29V30H137ZM155 29V28H154ZM161 29V28H160ZM161 29V30H162ZM181 29V28H180ZM186 29V28H185ZM231 29H228V30H226L227 32H231L230 30ZM150 30H152V29H150ZM156 30V29H155ZM158 30V29H157ZM184 30V29H183ZM189 30V29H188ZM192 30V29H191ZM258 30V31H257ZM72 31V30H71ZM84 31V30H83ZM88 31V30H87ZM87 31H86V33H87ZM99 31H101V32H99ZM107 31V30H106ZM128 31V30H127ZM142 31V30H141ZM145 31H147L146 30V28L144 29V32ZM153 31V30H152ZM151 31V32H152ZM163 31V30H162ZM176 31H178V30H176ZM194 31V30H193ZM192 31V32H193ZM246 31H247V33H246ZM250 33H249V32ZM67 32V31H66ZM74 32V31H73ZM79 32V31H78ZM138 32H140V30L138 31ZM150 32V33H151ZM191 32V33H192ZM197 32V31H196ZM213 31H211V33H212ZM221 32H219V33H221ZM225 31H223L222 33H224ZM242 32H240L241 34H242ZM65 33V32H64ZM74 33H76L77 34V30L74 32ZM83 33V32H82ZM85 33V32H84ZM84 33H83V35H79V33H78V35H76V36H74L73 38H75L76 37V40L77 39H79L78 38V36H83V37H85V35H84ZM109 33V32H108ZM129 33H131V35L133 36V37H137L136 35H135V33H134V31H132V30H130L129 31ZM146 33V32H145ZM149 33V32H148ZM149 33V34H150ZM174 33H177V32H174ZM185 33V32H184ZM189 33V32H188ZM199 33V32H198ZM221 33V34H222ZM226 33V32H225ZM229 33H226L225 34V36L226 35H228ZM239 33V34H240ZM251 34V35H249V34ZM88 34V33H87ZM97 34H95V36L97 35ZM106 34H107V32H106ZM151 34H153V32L151 33ZM156 34V33H155ZM159 34V33H158ZM201 34V33H200ZM215 34V35H216ZM221 34H217V35H220V37L221 38H223V34L221 35ZM236 34V38H238L237 39V41H239V37H241V36H238ZM51 35V33H49V36ZM71 35L73 36V34L71 33ZM71 35H70V37H71ZM75 35V34H74ZM108 35V34H107ZM154 35V34H153ZM152 35V36H153ZM157 35V34H156ZM174 35V36H173ZM190 35V34H189ZM188 35V36H189ZM195 35H197V34H195ZM204 35V34H203ZM214 35V34H213ZM216 35V36H217ZM231 35H233V34H231ZM235 35V34H234ZM243 35V34H242ZM66 36V35H65ZM89 36V35H88ZM91 36V35H90ZM99 36H96V39L99 37ZM152 36H151V38H152ZM161 37H162V35H160ZM159 36V37H160ZM191 36V35H190ZM194 36V35H193ZM201 36V35H200ZM247 36V38L249 39V37ZM264 36V35H263ZM87 37V36H86ZM93 37H94V34H93ZM131 37V36H130ZM155 37V36H154ZM157 37V36H156ZM158 37V38H159ZM172 37L171 38H169V39H172ZM181 37V36H180ZM180 37H178V38H180ZM204 37H205V35H204ZM203 37V38H204ZM218 37V36H217ZM216 37V38H217ZM59 38V37H58ZM72 37H71V39H73ZM100 38H98L96 41H98V40H102V38L100 39ZM132 38V37H131ZM134 38V39H135ZM139 38V37H138ZM173 38V39H174ZM183 38V37H182ZM191 38V37H190ZM196 38V37H195ZM194 38V39H195ZM198 38V37H197ZM196 38V39H197ZM201 39V37H200V39L201 40H205V39ZM219 38V37H218ZM220 38V39H221ZM226 38L228 39V41H229V38H230V41H231V39L232 38H235V37H229V35L228 36H226ZM235 38V39H236ZM245 38V37H244ZM244 38H242V39H240V41L242 40V42H240L239 44L241 45V44H243L242 46H244V44L245 45H247V47H245V49L246 48H248L249 46H250V43H249V46H248V44H246V41L245 42H243L244 40ZM61 39H62V37H61ZM66 39V38H65ZM68 39H70V38H68ZM67 39V40H68ZM87 39V38H86ZM91 39V40H90ZM107 39V40H106ZM140 39V38H139ZM160 39V38H159ZM176 40H177V38H175ZM188 39V38H187ZM195 39V40H196ZM247 39V40H248ZM75 40V41H76ZM81 40V39H80ZM94 40V41H93ZM151 40V39H150ZM162 40V39H161ZM165 40H167V38H165ZM164 40V41H165ZM179 40V39H178ZM182 40H184L185 41V39H182ZM182 40H180V42H181V44H182ZM198 40V39H197ZM221 40H223V41H225V42H227V40L224 38V39H221ZM65 41V40H64ZM73 41H74V39H73ZM83 41L84 42H87L88 40H84V38H83ZM83 41H81L82 43H83ZM89 41H90V43H91V41H93L94 43L96 42L95 41V39H92V37L91 38H89ZM152 41H153V39H152ZM163 41V40H162ZM171 41V40H170ZM174 41V40H173ZM172 41V42H173ZM207 41V40H206ZM232 41H233V39H232ZM227 42V44L229 43H231L230 44V46L232 47L233 46V44H235L236 43V41L235 42ZM66 42V41H65ZM68 42V41H67ZM71 42V45H74V43H72V41H70ZM76 42H78V43H76ZM75 42V44H77V46L78 47H81L83 50H85L86 49V46H84L85 47V49H84V47H82V46H79V41H76ZM161 42V41H160ZM169 42V41H168ZM171 42V43H172ZM179 42V43H180ZM187 42V41H186ZM186 42H184V43H186ZM191 42V41H190ZM248 42V41H247ZM255 42V43H254ZM82 43H80V44H82ZM89 43V44H90ZM98 43V42H97ZM96 43V44H97ZM101 43V42H100ZM152 43V42H151ZM163 43V42H162ZM173 43H175V42H173ZM172 43V44H173ZM178 43V42H177ZM178 43V44H179ZM203 43V42H202ZM201 43V44H202ZM84 44V43H83ZM82 44V45H83ZM87 44V43H86ZM85 44V45H86ZM93 44V43H92ZM160 44V43H159ZM171 44V45H172ZM181 44H180V47H181ZM192 44V43H191ZM194 44V43H193ZM200 44V45H201ZM223 44H225V43H223ZM237 44V43H236ZM54 45L55 46H57V49H58V47H62V49H63V47H64V49H65V46L62 44V43H58L57 41H56V39H55V43H54ZM67 46H69L68 44H66ZM70 45V49L69 50H71L72 48H74V47H72ZM168 45H169V43H168ZM183 45V44H182ZM186 45H188V43L186 44ZM189 45H190V43H189ZM189 45H188V47H189ZM195 45V44H194ZM194 45H191V46H194ZM197 45H199L198 43H197ZM226 45V44H225ZM179 46V45H178ZM177 46V49L178 48H180V47H178ZM203 46V45H202ZM205 46V45H204ZM203 46V47H204ZM236 46H238V45H236ZM254 46V47H255ZM88 47V46H87ZM169 47V46H168ZM183 47V46H182ZM194 47H196V46H194ZM193 47V49H195ZM199 48H200V46H198ZM206 47H207V45H206ZM68 48V47H67ZM88 48V49H89ZM176 48V47H175ZM185 48H186V46H185ZM199 48H198V50H199ZM75 49H77L78 50V48L77 47H75ZM75 49H73V51H71V52H73V53H76V55H77V53L79 52V51H77V50H75ZM80 49V48H79ZM192 49V48H191ZM192 49V50H193ZM207 49H208V47H207ZM232 49H233V47H232ZM234 49H235V47H234ZM249 49V48H248ZM251 49H253V47H251ZM251 49L250 50H248V51H251ZM258 49H256V47L253 49V50H255V52H256V50H258ZM68 49H67V51H69ZM87 50V49H86ZM89 50V51H90ZM99 50H101V49H99ZM143 50H145V49H143ZM179 50V49H178ZM177 50V51H178ZM183 50H184V48H183ZM203 52H206L205 50H203V49H201ZM252 50V51H253ZM260 50H258V51H260ZM60 51H62V50H60ZM65 51V50H64ZM63 51V54L65 53ZM66 51V52H67ZM146 51V50H145ZM175 51V50H174ZM182 51V50H181ZM185 51V50H184ZM188 51V50H187ZM191 51V50H190ZM195 51L196 50H194V56H196V54H195ZM202 51H200L201 52V55H202ZM244 51V50H243ZM257 51V52H258ZM70 52V54H69V57L71 58V55H72V53ZM83 52V51H82ZM98 52V51H97ZM144 52V51H143ZM147 52V51H146ZM145 52V53H146ZM176 52V51H175ZM179 52V51H178ZM192 52V51H191ZM200 52H196V53H200ZM209 52V51H208ZM210 52H212V51H210ZM245 52V51H244ZM182 53H184L185 55H186V53L185 52H183L182 51ZM193 53V52H192ZM207 53V52H206ZM248 53V52H247ZM252 52H250L249 54H251ZM259 53V52H258ZM60 54V53H59ZM62 54V53H61ZM68 54V53H67ZM66 54V55H67ZM84 54V53H83ZM82 54V55H83ZM146 54H148V53H146ZM180 54V53H179ZM178 54V55H179ZM187 54H189V53H187ZM205 54V53H204ZM256 54V53H255ZM254 53H253V56H256ZM65 55V54H64ZM78 55H79V53H78ZM77 55V56H78ZM175 54H173V56H174ZM182 55V54H181ZM185 55H183V56H185ZM221 55V54H220ZM219 55V56H220ZM77 56H76V58H77ZM80 57H81V55H79ZM78 56V57H79ZM91 56V57H90ZM188 56V55H187ZM186 56V57H187ZM194 56L192 57V56H189V58L190 57H192L193 59H194ZM200 56V55H199ZM66 57V56H65ZM84 57V56H83ZM96 57H98V58H96ZM181 57V56H180ZM202 57H204V56H202ZM206 58H207V54H206V56H205ZM221 57H223V56H221ZM261 58H262V56H260ZM175 58H177V56L175 57ZM185 58V57H184ZM188 58V57H187ZM196 58V57H195ZM205 58V60L204 61H206L207 59ZM217 58V57H216ZM253 58H255V57H252V58H250V59H253ZM68 59V58H67ZM80 59H82L83 60V58H79V60ZM178 59V58H177ZM199 59V58H198ZM197 59V60H198ZM208 59H209V57H208ZM219 59V58H218ZM221 59V58H220ZM259 59V58H258ZM82 60H80V61H82ZM83 60V61H84ZM180 60V59H179ZM182 60V59H181ZM184 60V59H183ZM194 60H196V59H194ZM222 60H223V58H222ZM221 60V61H222ZM255 60L256 59H254V61L252 60V62H255ZM262 60V59H261ZM72 61H73V59H72ZM72 61L70 60V62H71V64H72ZM74 61H76V59L74 60ZM84 61V62H85ZM190 61V60H189ZM192 61V60H191ZM190 61V62H191ZM209 61H211V59L209 60ZM213 61V60H212ZM219 61V60H218ZM227 61L228 60H226L225 62L227 63ZM259 61V60H258ZM264 61V60H263ZM262 61V62H263ZM77 62V61H76ZM197 62V61H196ZM200 64L199 65H201V66H203L202 64H201V61L199 60L198 61ZM198 62H197V64H198ZM206 62H208V61H206ZM220 62V61H219ZM223 62V61H222ZM221 62V63H222ZM80 63V62H79ZM79 63H77L78 65H81L82 64V62L79 64ZM189 63V62H188ZM193 63V62H192ZM211 64H213L212 62H210ZM75 64L76 63H74V66H75ZM76 64V65H77ZM220 64V63H219ZM225 64V63H224ZM255 64H257V62H255ZM22 65V64H21ZM21 65H19V66H21ZM193 65V64H192ZM229 64H227V66H228ZM18 66V67H19ZM194 66H196V65H194ZM198 66V65H197ZM231 66V65H230ZM25 67L26 66H24L23 68L25 69ZM211 67V66H210ZM209 67V68H210ZM221 67H223V66H221ZM225 67V66H224ZM22 68V67H21ZM21 68H19L20 70H22ZM197 68V67H196ZM227 68H229V67H227ZM24 69L22 70V72L23 73H25L24 72ZM29 69V68H28ZM176 69V68H175ZM175 69L173 70L174 72H175ZM194 69V68H193ZM201 69V68H200ZM207 69H208V67H207ZM213 69V68H212ZM226 69V68H225ZM26 70V69H25ZM196 70V69H195ZM202 70H204V68L202 69ZM201 70V71H202ZM228 70V69H227ZM231 70H232V68H231ZM27 71H31L30 69L29 70H27ZM191 71H193V70H191ZM205 71V70H204ZM209 71H212V70H210L209 69ZM218 71V70H217ZM230 71V70H229ZM222 72V71H221ZM228 72V71H227ZM232 72V71H231ZM28 73H30V72H28ZM32 73V72H31ZM187 73V72H186ZM185 73V74H186ZM192 72H189V74H191ZM203 73V72H202ZM202 73H199V74H202ZM213 73H215V72H213ZM218 73H220V72H218ZM229 73V72H228ZM175 75H176V73H174ZM188 74V76H192V75H189ZM197 74V73H196ZM199 74H198V76H199ZM216 74V73H215ZM225 74H227V73H225ZM235 74V73H234ZM33 75V74H32ZM187 75V74H186ZM205 75V74H204ZM208 75V74H207ZM219 75V74H218ZM27 77L29 76V75H26ZM95 76V77H96ZM187 76V77H188ZM197 75H195V77H196ZM206 76V75H205ZM209 76V75H208ZM238 76V75H237ZM30 77H31V74H30ZM202 77V76H201ZM200 77V78H201ZM207 77V76H206ZM29 78V77H28ZM97 77H96V79H98ZM199 78V77H198ZM203 78V77H202ZM218 78H220V76L218 77ZM231 78V77H230ZM5 79H7L6 77H5ZM32 79H33V77H32ZM32 79H30V80H32ZM187 79V78H186ZM189 79V78H188ZM194 79V78H193ZM221 79V78H220ZM239 79V78H238ZM100 80V79H99ZM101 80V81H102ZM201 80H203V79H201ZM222 80V79H221ZM219 81V83L220 82H222V81ZM233 80H234V78H233ZM33 81V80H32ZM101 81H98V83H100ZM103 81H102V83H101V85L103 84V86H104V83H103ZM191 81V80H190ZM193 82L195 81V80H192ZM209 82V81H208ZM229 82V81H228ZM7 83L11 86V85H15L14 83H12V82H10L8 79H7ZM197 83H199L198 81H197ZM196 83V84H197ZM233 83H235V82H233ZM195 84V83H194ZM229 84V83H228ZM237 84V83H236ZM4 85V84H3ZM9 85H8V87H9ZM100 85V84H99ZM100 85V86H101ZM212 85V84H211ZM108 86L107 87H104V88H106L105 90L107 91V88H108ZM223 86V85H222ZM232 86H234V85H232ZM5 87V86H4ZM229 87V86H228ZM231 87V86H230ZM229 87V88H230ZM9 89V88H8ZM111 89H112V92H110L111 91ZM221 89V88H220ZM231 89V88H230ZM6 90V89H5ZM14 90H15V88H14ZM193 91H194V89H193ZM219 91V90H218ZM222 91H224V90H222ZM8 92V91H7ZM217 92V91H216ZM221 92V91H220ZM102 92H100V94H101ZM215 94V97H216V93H214ZM102 95H103V93H102ZM107 95V94H106ZM225 95V94H224ZM234 96H235V94H233ZM237 95V94H236ZM113 96V95H112ZM112 96H111V98H112ZM115 96H114V98H115ZM220 96V95H219ZM221 96H222V92H221ZM226 96H227V93H226ZM225 96V97H226ZM229 96V95H228ZM232 96V95H231ZM6 97V96H5ZM36 97V96H35ZM104 97V96H103ZM102 97V98H103ZM118 98H116V99H118ZM217 98H218V96H217ZM235 98V97H234ZM21 99H23V98H21ZM32 99V98H31ZM35 99H37V98H35ZM110 98H107V100L108 101H111L112 102V100L113 99H111V100H109ZM224 100H225V98H223ZM222 99V100H223ZM227 99H229V98H227ZM231 99H232V97H231ZM219 100V99H218ZM230 100V99H229ZM237 100H239V99H237ZM35 101V100H34ZM36 101H38V99L36 100ZM105 101V100H104ZM117 101V100H116ZM119 101V102H120ZM221 100H219V102H220ZM226 101V100H225ZM232 101V100H231ZM240 101V100H239ZM228 102H230V101H228ZM235 102H236V99H235ZM113 103H115V101L113 102ZM221 103V102H220ZM219 103V105H221ZM222 103H224V102H222ZM232 103V102H231ZM237 103V102H236ZM37 104V103H36ZM174 104H177V105H174ZM226 104V103H225ZM229 104V103H228ZM179 105V108L177 107ZM232 105V104H231ZM34 106V105H33ZM69 106V105H68ZM38 107H39V104H38ZM66 107V106H65ZM64 107V108H65ZM177 107V108H176ZM226 107V106H225ZM238 107V106H237ZM242 107V106H241ZM118 110H117V109ZM230 108V107H229ZM235 108V107H234ZM30 109V108H29ZM39 109V108H38ZM71 110V112H69L70 110ZM119 109H120V111H119ZM228 109V108H227ZM233 109V108H232ZM242 109H243V107H242ZM33 110V109H32ZM40 110V109H39ZM38 110V111H39ZM65 110H66V108H65ZM68 112L69 113H71L72 115H70V116H72L73 118L74 117H78L77 115H78V113L80 114V112H79V108H78V106H76V104L75 105H70V107L68 108ZM235 110V109H234ZM238 110H239V108H238ZM238 110H236L237 112H238ZM243 110H245V108L243 109ZM86 111V110H85ZM189 111H191L190 109H189ZM7 112V111H6ZM66 112H67V110H66ZM67 112V114H68V116H69V113ZM121 112H126V114H131V116L133 117L131 120H128L127 118L125 119V122H124V119H123V113H122V115L123 116H121ZM128 112V113H127ZM180 112V113H179ZM188 112V111H187ZM235 112V111H234ZM233 112V113H234ZM181 113L183 114V115H181ZM236 113V112H235ZM239 113V112H238ZM20 114V113H19ZM37 114V113H36ZM82 114V116H83V113H81ZM190 114V113H189ZM189 114H187L188 116H189ZM241 114V113H240ZM245 114H246V112H245ZM248 114V113H247ZM250 114V113H249ZM248 114V115H249ZM26 115V114H25ZM28 115V114H27ZM85 115V114H84ZM190 115H192V114H190ZM244 115V114H243ZM1 116V115H0ZM36 117L38 116V115H35ZM234 116V115H233ZM239 116V115H238ZM6 117V116H5ZM38 117H40V116H38ZM37 117V118H38ZM80 117H81V115H80ZM84 117H86V116H84ZM246 117V116H245ZM244 117V118H245ZM33 118V117H32ZM35 118V117H34ZM79 118V117H78ZM125 118V117H124ZM27 119V118H26ZM39 119V118H38ZM81 119V118H80ZM83 119V118H82ZM247 119H249V118H247ZM35 120V119H34ZM33 120V121H34ZM73 120V119H72ZM126 120L128 121V123H130L129 125H128V127L126 126V124H128L127 122H126ZM242 120V119H241ZM33 121L32 122H29V123H33ZM37 121V120H36ZM70 121V120H69ZM239 121H240V119H239ZM248 120H246V122H247ZM27 122V121H26ZM41 122V121H40ZM80 122V121H79ZM82 122V121H81ZM85 122V121H84ZM192 122V121H191ZM250 122V121H249ZM249 122L247 123V124H249ZM35 123V122H34ZM75 123H77V122H75ZM126 123V124H125ZM256 123V122H255ZM36 124V123H35ZM31 125V124H30ZM33 125V124H32ZM39 125V124H38ZM46 125V124H45ZM44 125V126H45ZM56 125V124H55ZM251 125H253V124H251ZM255 125V124H254ZM24 126H26V125H24ZM46 126H48V125H46ZM57 126V125H56ZM193 126V125H192ZM35 127H37V126H35ZM34 127V128H35ZM41 127V126H40ZM39 127V128H40ZM43 127V126H42ZM41 127V128H42ZM52 127V126H51ZM30 128V127H29ZM33 128V127H32ZM30 129V130H27V128H26V130L27 131H30V132H28V133H26V135L27 134H29V136H25L24 134H25V129H24V136L22 135V137H24V139L25 138H27V139H29L28 137H30L31 139V141L29 140H27V141H25V140H22V142H24V144H23V146L25 145L26 146V148H24V149H26V150H24L25 151V154H24V152L23 151H21L20 149H19V151L20 152H18V147L16 148V146H15V148H13L12 146H14V141L16 142V140H12L11 141V139L15 136L14 134H12L13 136H12V138H11V134L9 133V135H10V143H11V145H12V143H13V145L11 146L12 148H13V150L14 151H12V148H11V151L13 152V153H10L11 155H13L14 154V152L16 153H23L24 155V158L25 159H23L21 156V154H17V155H19L20 156V158H22V159H19V161L20 162H18L17 164L15 163V161H17L18 159L15 157L16 155H14V157L16 158L15 160H13L11 157H13V156H9V155H7V154H9V152L10 151H8V152H6L5 154L7 155V156H9L11 159H12V161H14V164L13 165H15V166H8V165H12V164H7V162L8 161H10L9 160V157H8V161H7V157H5V159H6V164H4L5 162L4 161H2V159H0V187L2 188L4 185L6 186V184L8 185V188H7V186H6V188L7 189H9V192H8V190H5V189H2L4 192H6L7 191V193H10V191H11V193H12V195L14 196V198H15V201L12 199V198H7V199H5L4 197H1L0 199H2V198H4L5 199V201L7 202V201H9V202H7L8 203V205L7 206H9V205H11V204H9V203H11L12 202V204H13V202H15V203H17V204H19V206H20V208L22 209H20L21 210V212L24 214V216H25V219L24 220H26V223H24L27 227H28V230L29 231H31L29 234H28V232H27V234L28 235H32V234H34V237H37V242L35 243L34 242V244L32 245V248L35 250V252H36V250L38 251V252H36V254L34 255V257H36L37 255H38V253H39V257H40V260L39 259H37V258H39V257H37L36 259H37V261H36V263H39V264H184V261L182 260V259H184V258H181L180 259V257H181V254H179L180 255V257H178V252L180 253V251H175L174 249H175V246H177L176 244H174L175 246H172L173 244H171L170 242H169V240L164 236V233H162V236H164L165 238H163L162 236H161V238H160V233H159V231H158V229L156 228V227H154L155 225H153V222H151V220H149V218L147 217H145V216H143V214H139L138 216H137V218H136V220H134L135 222V224L136 225H134V223L132 222V223H129L127 220H122V219H119L117 216V214H116V210H117V207L115 206L116 204L118 205V202L119 201H122V202H119V207H121V208H123V210H126V209H128V208H131L130 206H129V201H126V200H121V199H123L124 197H128V195L130 194H126V196H124V197H122L121 198V196H123L124 194H122L121 195V193H123V191H125V190H123V191H121L120 192V194L119 193H114V188H115V186H117V185H119V184H117L116 185V183H115V180L113 181V180H111V179H114V178H112V177H115L114 176V173H113V175H111V174H109L108 176H109V178H108V176L106 177L105 176V172H106V174H107V172L109 173V170L111 169V163L113 162V163H115L114 161H108L109 159H107L102 153H101V148L103 147V146H105V143L102 141V139L100 138V140L96 137L97 135H94V133H92L90 136L93 138V140L95 139V141H97V142H95L94 143V145L93 146H97L98 144H100L99 146H97L98 148H95V147H93L92 146V148H90V149H92V150H94L93 152L91 151V153H89L88 152V150H86V148L84 147V145H83V143L81 144V143H79V140H78V142H76V146H77V143L80 145H83V147L85 148V150L88 152V157L87 156H85L84 157V159L86 158H88V160H87V162L89 163V162H91V165H93V166H95L96 168H98L97 169V171L99 170H102V171H104V175L102 174V173H100V174H102V177H97V176H100V174H96L95 172H93V170H92V173L95 175V180H94V184H93V182H92V180L94 179H92V175H91V177H89L90 179H92V180H90V179H86L87 177H85V176H87L86 174H89V173H91V172H89L90 171V169H92V167L93 166H91V168H87V167H90V166H87L86 168H87V170H89V171H87V173H85V175H84V173H83V176H84V178L85 179H82L81 178V171H80V167H84L86 164L87 165H89L88 163H85V165H84V163L82 162V161H84L83 159H82V156H84L83 154L81 155V157H79L80 156V153H81V145L80 146H78V148L80 149V152H78L79 153V155L78 156H76V153L77 152H73V151H75L73 148H72V150L70 151L71 153V155L69 154V152H67V150L69 149L68 147L66 148V142L68 141H70L71 139L70 138H73V136L72 137H66L65 136V134H63L65 131H66V129H61L62 131L63 130H65L63 133H59L58 132V134H63L64 136H65V138H69V140H67V139H64V137L62 138V139H64V141H65V143H63V145L65 146H63V148H65L66 149V152L65 153H68L67 155H69L68 156V160L66 161L65 160V158H63V155H61L62 156V158H60L57 154H59L60 155V153H58V150H59V147L61 148L62 147V142L63 141H61L62 139H60L59 137H61V136H58L57 137V133H55L54 131V133L53 134H55L56 135V138H58V140L60 141L59 142V144H60V146H58L59 144H58V141H57V139L55 138V141L57 142V144L56 143H54V144H51V146H50V142H48L47 144H49V146H47L48 148H50V147H52V151L54 150L53 148H54V146H55V148L56 147H58V150H57V154L55 153V151H56V149H55V151H54V153L53 152H49L48 151V148L46 147V145L43 143V142H41L40 141V139L42 140V136L40 137V139L37 137V131L39 130V129H37L36 130V132H35V129ZM40 128V129H41ZM44 128H46V127H44ZM54 128V127H53ZM59 127H57V129H58ZM64 128V127H63ZM132 128V130L130 131L129 129H131ZM255 128V127H254ZM51 129V128H50ZM56 129V128H55ZM32 130H34V131H32ZM134 130V132L135 133H133L132 131ZM195 130H197V129H195ZM40 131V130H39ZM55 131H57V130H55ZM23 132V131H22ZM22 132L20 133V135L22 134ZM43 132V131H42ZM41 132V133H42ZM67 132V131H66ZM69 132V131H68ZM71 132V131H70ZM18 133V132H17ZM45 133V130H44V132H43V134ZM47 133V132H46ZM123 133V132H122ZM122 133H119V134H122ZM49 134H51V133H49ZM66 134H68V133H66ZM96 134V133H95ZM39 135V134H38ZM44 135H48V134H44ZM43 135V136H44ZM73 135V134H72ZM87 135H88V133H87ZM123 135H124V133H123ZM205 135V134H204ZM18 136V135H17ZM51 135H48L47 137H50ZM52 136H54V135H52ZM51 136V137H52ZM71 136V135H70ZM84 136H86L85 134H84ZM89 136V137H90ZM127 136V137H128ZM21 137V136H20ZM45 137V136H44ZM47 137L45 138V139H47ZM75 137V136H74ZM5 138H7V137H5ZM9 139V138H8ZM13 139H15V138H13ZM44 138H43V140L42 141H44L45 140ZM50 139V138H49ZM48 139V140H49ZM52 139H53V137H52ZM74 139V138H73ZM75 139H76V137H75ZM218 138H216V142L218 141L217 140ZM90 140H91V138H90ZM92 140V141H93ZM17 141H18V139H17ZM21 141V140H20ZM47 141V140H46ZM45 141V142H46ZM50 141V140H49ZM74 141H76V140H74ZM73 141V142H74ZM83 141H84V139H83ZM87 141V140H86ZM106 141V140H105ZM6 142V141H5ZM8 142V141H7ZM29 142V143H28ZM30 142L32 143V145H33V147L32 146H30L29 147V145H31L30 144ZM54 142V141H53ZM53 142H51V143H53ZM71 142H72V140H71ZM90 142V141H89ZM17 143V142H16ZM15 143V144H16ZM70 143V142H69ZM69 143H67V145H69ZM85 143V142H84ZM92 143V142H91ZM218 143V142H217ZM1 144V143H0ZM2 144H3V141H2ZM5 144V143H4ZM3 144V145H4ZM9 144V143H8ZM18 144H20V143H17L16 145L17 146H19ZM29 144V145H28ZM74 144V143H73ZM73 144H70L69 146L70 147H74V145ZM93 144V143H92ZM219 144V143H218ZM217 144V145H218ZM7 144H5V146H6ZM10 145V144H9ZM8 145V146H9ZM54 145V146H53ZM72 145V146H71ZM216 145V146H217ZM1 147H2V145H0ZM20 146H22V144L20 145ZM19 146V147H20ZM24 146V147H25ZM75 146V147H76ZM89 146H90V143H89ZM4 147V146H3ZM106 147V146H105ZM5 148H7V147H5ZM84 148H82V151H83V149ZM94 148V149H93ZM4 149V148H3ZM8 149V148H7ZM10 149V148H9ZM8 149V150H9ZM51 149V148H50ZM219 149V150H220ZM15 150H17V151H15ZM62 151H63V149H61ZM0 151H2V150H0ZM62 151H59V152H62ZM85 151V152H86ZM4 152H5V149H4ZM84 152V154L86 155V153ZM63 153H64V151H63ZM62 153V154H63ZM64 153V154H65ZM83 153V152H82ZM3 155V154H2ZM66 155V154H65ZM1 156V155H0ZM13 157V158H14ZM18 157V156H17ZM65 157V156H64ZM77 157L81 160V165L78 167L77 166V162L78 161H76V160H78L77 159ZM214 157L216 158V160L214 161ZM224 157V156H223ZM72 160H70V159ZM237 158V159H236ZM4 159V160H5ZM66 159H67V156H66ZM127 158L126 157H119V160H123L124 161V163L126 164V166H127V168H128V170L130 171V172H132V173H136V168L128 161V160H126ZM225 159V158H224ZM243 159V158H242ZM76 161V163H74ZM153 161H154V163H153ZM243 162H245L244 161V159H243ZM9 163H11V161L9 162ZM20 163V164H19ZM77 166H75L74 164ZM79 163V164H80ZM82 163H83V165H82ZM244 164H246V163H244ZM248 164V163H247ZM114 165H116V164H114ZM69 166V167H68ZM73 168H71V167ZM113 166V165H112ZM245 166V165H244ZM67 168H71L70 170L69 169H67ZM85 168V167H84ZM83 168V169H84ZM85 168V169H86ZM95 168V169H96ZM94 169V170H95ZM9 170V172H7ZM73 170V171H72ZM82 170V169H81ZM113 170V169H112ZM112 170H110V171H112ZM96 171V170H95ZM248 171V172H247ZM253 171V170H252ZM252 171H250L249 173H251ZM6 172L8 173V176H9V178H8V176H7V174H6ZM89 172V173H88ZM183 174V175H182ZM110 175L112 176V177H110ZM248 175V174H247ZM103 176H105V178H103ZM116 176H117V174H116ZM94 177V176H93ZM262 177H264V176H262ZM102 178L104 179V180H102ZM109 179V180H111L112 182H114L115 183V186H114V184L112 183L111 185H113L112 187H110V186H108L109 185V183H111V181H109L108 180V182H107V179ZM116 179V178H115ZM248 179V178H247ZM106 180V181H105ZM261 180V179H260ZM263 180H264V178H263ZM89 181V182H88ZM90 182H92V183H90ZM262 183L264 182V181H261ZM255 183H257V182H255ZM259 183V182H258ZM260 184V183H259ZM257 185V184H256ZM262 185H264V184H262ZM262 185H260V187L262 186ZM120 186V185H119ZM119 186H118V189H119ZM109 187L111 188V189H109ZM263 187V186H262ZM261 187V188H262ZM121 188V187H120ZM253 188L255 189L256 188V186L254 187L253 186ZM95 189V192H96V194L98 193L99 195H101L102 196V198L101 197H99L98 195H96L94 192V194L91 192V193H89V191H92V190H94ZM115 189H117V188H115ZM1 190V189H0ZM1 190V191H2ZM113 190V191H112ZM262 190H264V188L262 189ZM117 191V190H116ZM119 191V190H118ZM127 191V190H126ZM189 193H190V191H188ZM4 194V195H9L10 196V194ZM125 193H127V192H125ZM0 195H1V192H0ZM11 195V197H13ZM120 195V196H119ZM243 195H245V198H244V196ZM1 196H3V193H2V195ZM116 196V198H114ZM103 197H104V199H105V201L104 202H106V200H110L111 202H112V200L114 199V203H116V199H117V203L116 204H114V203H112V204H114V207L113 208H108V207H110V205H111V202L109 203L108 202V204H110V205H107V206H102L103 208L105 207H107V209H109V210H107L106 211V209H105V213H103V212H101L100 210H99V207L101 206V205H99L98 206V204L102 201V199H103ZM131 197V196H130ZM129 197V198H130ZM101 198V199H100ZM258 198V197H257ZM4 199H2V200H0V202H2L0 205H2V206H6V205H3V202H5L4 201ZM100 199V200H99ZM103 199V200H104ZM125 199V198H124ZM132 198H130V202L132 201L133 202V200H131ZM11 200H13V201H11ZM96 200H99V203L98 202H96ZM189 200V199H188ZM257 201V202H256ZM5 202V203H6ZM103 202V201H102ZM132 202L130 203V204H132ZM257 203V206L256 205H254V204H256ZM121 203L123 204V207L121 206ZM124 203H128V208H126V204H124ZM189 204H190V206H194L195 204H196V202L195 201H192V200H189V202H188ZM101 204H104V203H101ZM134 204V203H133ZM105 205H106V203H105ZM245 205V206H244ZM13 205H11V207H12ZM14 206H18V205H14ZM18 206V207H19ZM112 206V205H111ZM133 206V205H132ZM253 206H255L256 207V209L255 208H253ZM261 206H262V204H261ZM260 206V207H261ZM263 206H264V204H263ZM134 207H136L135 205H134ZM232 207H241L240 209H245L246 211H239L240 213H239V215H238V217H236V216H232L231 215V213L229 212V208H232ZM3 208V207H2ZM1 208V209H2ZM9 208V207H8ZM102 208V209H103ZM259 208V207H258ZM264 208V207H263ZM263 208H261L262 210H260L259 212H261V211H263ZM6 209V208H5ZM11 209H13L12 211H14V210H16L17 209V207H16V209H14V207H12ZM98 209V210H97ZM101 209V208H100ZM134 209V208H133ZM133 209H130V210H133ZM4 210V209H3ZM104 210V209H103ZM119 210V211H118ZM117 210V212H121V210L120 209H118ZM2 211V210H1ZM5 211V210H4ZM3 211V212H4ZM19 211V210H18ZM97 211H100V214H99V212H97ZM127 211V210H126ZM126 211H123V212H126ZM128 211H129V209H128ZM3 212H2V214H3ZM6 212V211H5ZM9 212H11V210L9 211ZM20 212V211H19ZM20 212V213H21ZM107 212V213H106ZM122 212V213H123ZM242 212H244V214L242 213ZM13 213V212H12ZM11 213V214H12ZM16 213H18V212H14V214H16ZM21 213V214H22ZM245 213H246V216H245ZM9 214V213H8ZM20 214V216L22 217L23 215H21ZM120 214V213H119ZM257 214H260L261 216L259 217ZM263 214V213H262ZM4 215H5V213H4ZM3 215V216H4ZM123 215L124 214H122V217H123ZM1 216V215H0ZM17 216H19V213L17 214ZM148 216V215H147ZM258 216V217H257ZM15 217V216H14ZM13 217V218H14ZM3 218V217H2ZM10 218V217H9ZM20 218V217H19ZM260 218V219H259ZM263 218V219H262ZM3 219H5V217L3 218ZM7 219V218H6ZM15 219V218H14ZM17 220H18V218H16ZM22 220H23V217L21 218ZM20 219V220H21ZM153 219V218H152ZM17 220H15V222H17ZM20 220H18V222L20 223L21 221ZM154 220V219H153ZM152 220V221H153ZM10 221H13L14 222V220H11L10 219ZM17 222V223H18ZM23 222H25V221H23ZM23 222H22V225H24L23 224ZM101 222H103V225L101 224ZM5 223V222H4ZM17 223L15 224L16 226H17ZM8 224H9V222H8ZM8 224H7V226H8ZM11 224H12V222H11ZM21 224V223H20ZM132 224H133V226H135V227H133L132 226ZM239 224V225H240ZM19 225V224H18ZM83 225V226H82ZM0 226H2V224L0 225ZM4 226H6V224H4ZM15 226V227H16ZM85 226V228H82V227H84ZM21 228H22V226H20ZM255 227H256V229H255ZM5 228H8V227H4V229ZM10 228H12V227H10ZM9 228V229H10ZM24 228H26V227H24ZM30 228V229H29ZM242 228V227H241ZM16 229V228H15ZM19 229V228H18ZM27 229V228H26ZM156 229H157V231H156ZM2 230V229H1ZM14 230V229H13ZM23 230H25V229H23ZM26 231L27 230H25V232H23V234L24 233H26ZM247 231V230H246ZM2 232V231H1ZM5 232V231H4ZM12 234H13V232H12V229H11V231H10ZM156 232V233H155ZM3 233V232H2ZM1 233V234H2ZM22 233V232H21ZM7 234V233H6ZM12 234H10L9 233V236L10 235H12ZM15 234H17V233H15ZM155 234H159V236H157V235H155ZM3 235V234H2ZM1 235V236H2ZM5 235V234H4ZM14 235V234H13ZM20 235H22V234H20ZM30 235V236H31ZM166 235V234H165ZM16 237H17V235H15ZM15 236H14V238H15ZM261 236V237H260ZM263 236V237H262ZM4 237H6V236H4ZM32 237V239H34L33 238V236H31ZM24 238H26V237H24ZM28 238H29V241H30V237L28 236ZM28 238H26L25 239V242H26V240L28 239ZM169 238V237H168ZM262 238V239H261ZM31 239V240H32ZM6 240V239H5ZM13 241H15L14 239H12ZM23 240V239H22ZM168 240V241H167ZM255 240H256V238H255ZM7 241V240H6ZM8 241H9V239H8ZM18 241H20V240H18ZM34 241V240H33ZM32 241V242H33ZM171 241V240H170ZM4 242V241H3ZM31 242V241H30ZM29 242V243H30ZM174 242V241H173ZM2 243V242H1ZM19 243V242H18ZM6 244V243H5ZM4 244V245H5ZM9 245H11L10 243H8ZM12 244H13V242H12ZM23 244V243H22ZM21 244V245H22ZM14 245H16V244H14ZM21 245H19V246H21ZM13 246V245H12ZM17 246H18V244H17ZM29 246H31V245H29ZM22 247V246H21ZM25 247H26V244H25ZM173 247H174V249H173ZM3 248V247H2ZM8 248V247H7ZM14 247H12V249H13ZM23 248V247H22ZM28 248V247H27ZM179 248V247H178ZM6 249V248H5ZM28 249H30V247L28 248ZM197 249V248H196ZM200 249V248H199ZM25 250H26V248H25ZM31 250V249H30ZM2 251V250H1ZM5 252H7L6 250H5ZM17 252V250H16V248H15V253ZM22 252V251H21ZM34 252V251H33ZM33 252H31V253H33ZM182 252V251H181ZM215 252V251H214ZM1 253V252H0ZM20 253V252H19ZM184 253V252H183ZM186 253V252H185ZM189 253V252H188ZM198 253H200V252H198ZM2 254V253H1ZM5 254V253H4ZM4 254L3 255H1V256H4ZM13 254H14V252H13ZM18 254V253H17ZM23 254V253H22ZM202 252H201V256H202ZM6 255V254H5ZM188 255H190L192 258H195L194 256H192L190 253L188 254ZM187 254L185 255V257H187L188 256ZM203 255H205V253L203 254ZM0 256V257H1ZM17 256H21V255H17ZM33 256V255H32ZM4 257H6V256H4ZM23 257H25L24 255H23ZM183 257H184V255H183ZM217 257V262H219L220 264H230L228 261H227V259L224 257V256H222L219 252H216V256H215V258ZM16 259H17V257H15ZM14 258V259H15ZM20 258V257H19ZM19 258L17 259V260H19ZM30 258H32L33 259V257H30ZM189 258V257H188ZM3 259H5V258H3ZM32 259H30V260H32ZM35 259V258H34ZM33 259V260H34ZM190 259V258H189ZM196 259V258H195ZM6 260V259H5ZM23 259L21 258V262H23L22 261ZM39 260V261H38ZM186 260V259H185ZM193 261V260H192ZM194 261H196V260H194ZM6 261H4V263H5ZM18 262V261H17ZM186 262V261H185ZM198 262V261H197ZM196 262V263H197ZM4 263H2V264H4ZM24 263H26V262H24ZM35 263V264H36ZM187 263V262H186ZM195 263V264H196ZM218 263V264H219ZM1 264V263H0ZM8 264V263H7ZM18 264H20V262L18 263ZM22 264V263H21ZM191 264V263H190ZM193 264V263H192ZM199 264V263H198ZM257 264V263H256Z\"/></svg>",
	"mask_w": 264,
	"mask_h": 264
}]
</instances>
